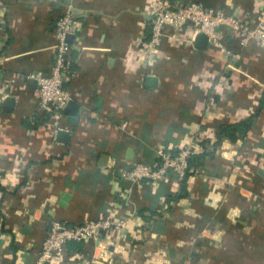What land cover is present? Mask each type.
I'll return each instance as SVG.
<instances>
[{
  "label": "crops",
  "instance_id": "1",
  "mask_svg": "<svg viewBox=\"0 0 264 264\" xmlns=\"http://www.w3.org/2000/svg\"><path fill=\"white\" fill-rule=\"evenodd\" d=\"M170 1L252 27L264 10V0ZM69 8L80 29L67 38L71 100L55 119L36 77L51 72L55 23ZM151 9L152 0H0V264H35L52 220L108 217L124 229L71 242L49 264H264V46H242L229 30L204 50L164 39L148 71ZM252 116L245 135L204 155L224 126ZM188 144L202 158L183 179L121 177Z\"/></svg>",
  "mask_w": 264,
  "mask_h": 264
},
{
  "label": "built area",
  "instance_id": "2",
  "mask_svg": "<svg viewBox=\"0 0 264 264\" xmlns=\"http://www.w3.org/2000/svg\"><path fill=\"white\" fill-rule=\"evenodd\" d=\"M80 29V23L73 11L67 9L55 23L57 50L51 72L47 76H37V93L41 107L49 111L55 119L71 100L65 80L72 74L70 48L67 38ZM229 30L230 35L244 46L254 40L264 46V10L257 16V25L249 28L246 23L221 11L205 7L201 3H173L170 0H152L149 35L141 42L142 60L146 70L151 71L158 49L164 39L173 45L188 44L193 46L196 37L204 34L208 44L219 46L221 33ZM185 31L187 35H185ZM187 38V39H186ZM196 153L194 144L185 145L180 152L160 154V162L155 166L137 164L123 171L121 177L137 184L144 179L162 180L170 175L183 179L189 172V158ZM124 219L108 217L104 220L88 221L79 226L52 220L43 241L35 264H49L60 256L71 242L97 240L109 236L125 227Z\"/></svg>",
  "mask_w": 264,
  "mask_h": 264
},
{
  "label": "trees",
  "instance_id": "3",
  "mask_svg": "<svg viewBox=\"0 0 264 264\" xmlns=\"http://www.w3.org/2000/svg\"><path fill=\"white\" fill-rule=\"evenodd\" d=\"M254 118V116H252L251 118H249L248 120L241 122L239 124L233 125V126H224L221 130H220V134L218 137V143L216 144V146H214V149H209V152H206L204 155H210L213 154V152H216V147L219 143L222 142L223 139L225 138H229L231 140H235L238 136H243L245 135V133L247 132V130L249 129V127L252 124V119ZM202 158V156H199L198 154H193L189 160H188V164H189V168L193 167L194 165H197L198 160ZM186 177V176H185ZM184 186L181 187V190L179 191L180 193L177 194L176 198H181V196L184 195Z\"/></svg>",
  "mask_w": 264,
  "mask_h": 264
},
{
  "label": "water",
  "instance_id": "4",
  "mask_svg": "<svg viewBox=\"0 0 264 264\" xmlns=\"http://www.w3.org/2000/svg\"><path fill=\"white\" fill-rule=\"evenodd\" d=\"M208 46V39L204 34H199L195 40V47L198 50H204Z\"/></svg>",
  "mask_w": 264,
  "mask_h": 264
},
{
  "label": "rangeland",
  "instance_id": "5",
  "mask_svg": "<svg viewBox=\"0 0 264 264\" xmlns=\"http://www.w3.org/2000/svg\"><path fill=\"white\" fill-rule=\"evenodd\" d=\"M257 16H258V15H257ZM247 26H248L249 28H251V25H250V24H247ZM239 41H240V40H239ZM239 43H240V42H239ZM247 43H248V42H247ZM247 43H246V44H247ZM257 43H258V42H257ZM244 46H245V45H244Z\"/></svg>",
  "mask_w": 264,
  "mask_h": 264
}]
</instances>
